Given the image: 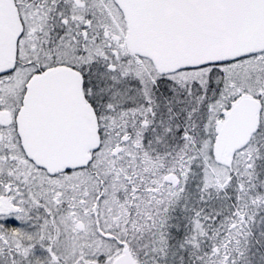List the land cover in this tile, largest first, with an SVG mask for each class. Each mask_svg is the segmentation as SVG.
Segmentation results:
<instances>
[{
    "label": "snow or ice",
    "instance_id": "6c2138e0",
    "mask_svg": "<svg viewBox=\"0 0 264 264\" xmlns=\"http://www.w3.org/2000/svg\"><path fill=\"white\" fill-rule=\"evenodd\" d=\"M0 264H264V0H0Z\"/></svg>",
    "mask_w": 264,
    "mask_h": 264
}]
</instances>
